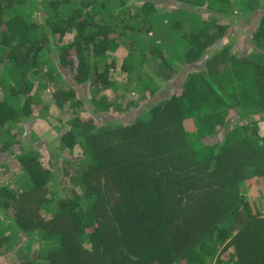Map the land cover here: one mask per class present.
Masks as SVG:
<instances>
[{
  "label": "trees",
  "instance_id": "16d2710c",
  "mask_svg": "<svg viewBox=\"0 0 264 264\" xmlns=\"http://www.w3.org/2000/svg\"><path fill=\"white\" fill-rule=\"evenodd\" d=\"M67 103L57 139L80 149L63 169L71 188L28 139L37 111ZM261 122L264 0H0V168L14 178L0 185V252L24 253L19 264H264Z\"/></svg>",
  "mask_w": 264,
  "mask_h": 264
},
{
  "label": "rangeland",
  "instance_id": "374dc122",
  "mask_svg": "<svg viewBox=\"0 0 264 264\" xmlns=\"http://www.w3.org/2000/svg\"><path fill=\"white\" fill-rule=\"evenodd\" d=\"M161 4V3H159ZM165 5H160V9L165 10L166 9V4ZM245 27H240V34L238 37V41L236 42L234 50L238 53H243L245 52V49L252 39L246 34V28ZM249 33V32H248ZM245 37H247V41H245ZM73 38V34H69L65 37V41H70ZM125 50H120L119 52L116 53V58L118 61L121 60V57L123 56ZM109 62H111V58L109 59ZM198 64H192L190 66H186L184 70H187V74L191 71L197 68ZM186 74V75H187ZM167 82H162L160 85H166ZM176 87V85H175ZM51 90H53V87L47 88L45 91L42 90L40 91V95L42 97V101L45 102L48 105H53L54 100L53 96L51 93ZM130 95L134 96L133 93H130ZM65 110L62 112H57V109L55 107H52L49 112L47 111H37V113L31 117V126H30V141H34V143H42L41 147L39 149H43L42 152V161L43 163L48 167V168H53L54 170L58 171L61 176H64L62 178V181L64 182L63 185L64 187L71 188V187H76L74 181L71 179V176L69 174L64 173L63 169L71 170V164L67 161V159L74 158L78 155L80 149L78 147L74 148L73 151L69 150L63 145V142L58 137V123L63 120H67L70 118L71 110L70 107L67 103V105L64 108ZM53 113L57 114L54 116ZM84 119L90 120L92 113L91 109L89 107H82L79 110V113ZM101 118L102 119H107V118H113L117 114H113V112H101ZM61 119V120H60ZM260 133H264V122H261L260 124ZM28 132V129L22 130V135H25ZM20 135V137L22 136ZM50 142V144H48ZM61 153V156L58 155ZM66 158V159H65ZM53 164V166H52ZM57 164V165H56ZM55 165L57 167H55ZM10 171L9 168H0V185L4 184L5 182H12L13 181V175L10 176V173H8V170ZM10 176V177H9ZM81 190V188H78ZM258 187L256 186V183L254 181H251L247 183V193L252 194V195H258ZM82 192V191H81ZM45 246H40V244H36L33 249L32 253V258L38 257V253L40 251H44ZM25 254L23 253L18 255H6L3 251L0 252V264H19L22 262L23 257ZM34 260V259H33ZM35 262V261H34ZM36 263V262H35Z\"/></svg>",
  "mask_w": 264,
  "mask_h": 264
},
{
  "label": "built area",
  "instance_id": "2783aa9c",
  "mask_svg": "<svg viewBox=\"0 0 264 264\" xmlns=\"http://www.w3.org/2000/svg\"><path fill=\"white\" fill-rule=\"evenodd\" d=\"M212 264H219L217 261H214Z\"/></svg>",
  "mask_w": 264,
  "mask_h": 264
}]
</instances>
